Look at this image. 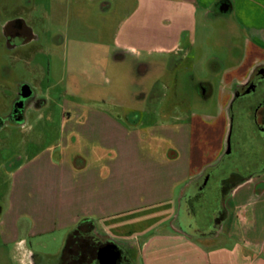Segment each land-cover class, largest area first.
Wrapping results in <instances>:
<instances>
[{"label":"crops","instance_id":"crops-1","mask_svg":"<svg viewBox=\"0 0 264 264\" xmlns=\"http://www.w3.org/2000/svg\"><path fill=\"white\" fill-rule=\"evenodd\" d=\"M149 1L177 10L179 17L169 46L155 52L191 61L198 44L210 38L198 31L208 29L206 16L222 0ZM227 1L243 36L238 60L220 63L215 87L210 76L195 78L193 63L186 68L190 88L212 112H156L132 123L71 101L57 142L12 167L0 166V264H60L67 236L85 221L94 241L134 250V264H264V171L221 189L220 216L210 231L193 234L176 224L183 203L200 198L195 192L205 188L206 172L224 158L231 105L264 66V0ZM108 7L103 3L102 9ZM117 51L140 59L127 44H116L106 57ZM208 57L206 52L201 58ZM5 115L0 135L9 124ZM25 119L14 124L21 127ZM5 142L0 138V146ZM54 242L61 244L58 251H45ZM40 248L46 253L35 252Z\"/></svg>","mask_w":264,"mask_h":264},{"label":"rangeland","instance_id":"rangeland-1","mask_svg":"<svg viewBox=\"0 0 264 264\" xmlns=\"http://www.w3.org/2000/svg\"><path fill=\"white\" fill-rule=\"evenodd\" d=\"M103 3L109 7L102 9ZM17 14L26 17L38 40L27 49L11 50L1 30ZM178 19L177 10L149 0H0V114L10 113L23 85L30 87L35 100L42 101L26 115L24 124L32 123L31 129L22 131L12 120H5L9 124L0 135L6 141L0 146V166L12 167L25 154L57 142L66 103L71 101L103 108L132 123L134 119L150 120L156 112H212V105L202 106L198 93L190 88L186 68L193 63L195 78L210 76L215 87L223 68L220 63H236L243 36L234 26L232 13L219 14L215 6L206 16L208 29L198 31L200 37L208 33L210 38L198 44L191 61L155 52L169 46ZM116 44L132 46L140 59L118 51L107 58ZM206 52L209 57L204 60L201 57ZM209 70L214 73L210 75ZM261 103L252 94L238 97L231 105L229 153L206 172L201 182L205 188L195 192L200 198L183 203L177 225L193 234L210 231L220 216L217 197L222 196V182L264 171V132L254 118ZM37 115L40 118L34 122ZM4 192L0 183V198ZM60 245L54 242L45 251L57 252ZM41 248L35 252L45 254Z\"/></svg>","mask_w":264,"mask_h":264},{"label":"flooded vegetation","instance_id":"flooded-vegetation-1","mask_svg":"<svg viewBox=\"0 0 264 264\" xmlns=\"http://www.w3.org/2000/svg\"><path fill=\"white\" fill-rule=\"evenodd\" d=\"M2 34L4 44H6L8 49H24L30 47V45L38 40V37L34 33L33 28L30 23L26 20V17L17 14L12 18L8 19L2 25ZM32 91V90H31ZM254 94L257 98L261 99L263 103L258 105L254 111L255 124L257 128L263 133L264 131V66H259L253 72L251 77L245 83L244 87L238 93V97H247ZM42 101L35 100V97L31 96L22 102L19 98L18 92V101L11 109L10 113L5 115L6 119L12 120V122L18 123L26 118V115L29 113V110L35 109L36 106H39ZM3 117H0V124L2 123ZM234 178H230L225 181V185L228 187ZM224 181L222 183H224ZM188 226L192 228V224L187 222ZM124 262V259H122Z\"/></svg>","mask_w":264,"mask_h":264},{"label":"trees","instance_id":"trees-1","mask_svg":"<svg viewBox=\"0 0 264 264\" xmlns=\"http://www.w3.org/2000/svg\"><path fill=\"white\" fill-rule=\"evenodd\" d=\"M237 182L243 181L245 178H236L232 176ZM227 186L225 181L222 185V190L225 191ZM86 221L81 223L78 227L67 236L60 257V264H98L96 261L97 250L106 244L112 242L94 241L88 234L89 228L86 226ZM127 253L126 255H124ZM132 254L130 251L123 250L122 259L126 264H132Z\"/></svg>","mask_w":264,"mask_h":264},{"label":"water","instance_id":"water-1","mask_svg":"<svg viewBox=\"0 0 264 264\" xmlns=\"http://www.w3.org/2000/svg\"><path fill=\"white\" fill-rule=\"evenodd\" d=\"M231 6L227 0H222L217 4V12L219 14H226L230 12ZM32 91L28 85H23L19 90V98L23 100L29 98ZM18 123H21L18 122ZM229 153V145L227 146L224 157ZM96 261L98 264H121L122 262V250L119 249L115 244H106L99 248L96 253Z\"/></svg>","mask_w":264,"mask_h":264},{"label":"clouds","instance_id":"clouds-1","mask_svg":"<svg viewBox=\"0 0 264 264\" xmlns=\"http://www.w3.org/2000/svg\"><path fill=\"white\" fill-rule=\"evenodd\" d=\"M26 129V125L24 123L21 124V130L24 131ZM25 241H21L20 245L25 244ZM20 264H23V261L20 262ZM29 264H31V262H29Z\"/></svg>","mask_w":264,"mask_h":264}]
</instances>
